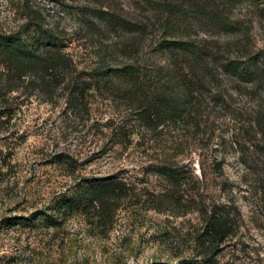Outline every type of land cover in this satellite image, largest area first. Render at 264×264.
I'll return each mask as SVG.
<instances>
[{"label":"rangeland","instance_id":"rangeland-1","mask_svg":"<svg viewBox=\"0 0 264 264\" xmlns=\"http://www.w3.org/2000/svg\"><path fill=\"white\" fill-rule=\"evenodd\" d=\"M173 1L190 6L199 0ZM138 4L0 0V35L29 41L28 7L39 9L45 28L64 39L78 72L141 64L165 77L164 88L182 109L162 125L147 122L117 85L115 91L95 87L87 108L72 110L61 90L53 98L31 88L8 93V72L0 65V108L7 107L0 119V152L7 164L0 181V264L197 260L202 217L191 208L213 204L236 210L238 221L216 264H264V82L246 83L222 68L227 58L264 57V0L225 4V17L243 26L236 34L187 12L177 37L197 48L202 62L192 68L183 66L182 51L166 48L167 17ZM117 19L144 29L130 31ZM122 126L130 137L118 144L115 134ZM163 165L178 171L179 204L158 197L167 183L154 170ZM108 176L124 180L134 193L110 232L92 229L79 216L56 229L43 226L39 216L49 213L60 194L72 192L82 178ZM195 195L200 204H189Z\"/></svg>","mask_w":264,"mask_h":264},{"label":"trees","instance_id":"trees-1","mask_svg":"<svg viewBox=\"0 0 264 264\" xmlns=\"http://www.w3.org/2000/svg\"><path fill=\"white\" fill-rule=\"evenodd\" d=\"M232 1L199 0L188 6L185 3H175L173 0H139L138 7L141 8L140 2H143L147 11L161 13L167 17L164 39L166 48L182 51L185 54L183 66L192 68L199 65L202 60L191 41L177 37L178 32L185 28L181 19L188 17L187 12L193 11V14L218 22L224 33L236 34L242 31L243 26L233 24L224 15L225 4L229 5ZM27 20L26 28L33 33L29 41L18 35H0V65L6 67L8 81L11 83L7 89L8 93L31 88L32 92L39 90L47 97L53 98L55 93L61 90L60 95L65 98L68 109L82 111L87 108V96L95 87L115 91L119 85L117 88L118 90L120 87L123 88H120L123 95L137 102V113L147 122L162 125L182 113L181 101L176 95L168 92V88H164L162 82L165 77H161L158 71L138 63H128L114 68H97L88 74L78 72L75 60L66 50L68 46L64 39L54 34L53 30L45 28L42 12L28 7ZM117 21L133 32L144 29L132 22L121 19ZM222 68L243 82H264V57L260 53L249 55L246 61L227 58L222 63ZM14 83L17 85H13ZM184 97L186 101L188 95ZM6 108H0V119L4 117ZM126 130L125 126L119 128V132L115 134V137H118L116 143L129 141L130 134ZM60 162L71 166L67 160ZM6 166L5 157L0 152V181L6 174L4 172ZM154 174L167 183V187L158 197L164 202L179 204L176 190L181 183L178 171L171 166L163 165L156 167ZM133 196L134 193L127 182L118 177L82 178L72 192L60 194L59 200L49 208V213H42L39 217L45 228L56 229L72 217L79 216L92 229L107 234L113 229L121 205ZM197 198L196 195L191 196L188 203L199 205ZM191 210L198 211L202 217L201 228L195 237L199 259L183 260L180 264H216L222 245L238 228L236 210L216 204L210 207L204 205L200 208L192 207Z\"/></svg>","mask_w":264,"mask_h":264}]
</instances>
